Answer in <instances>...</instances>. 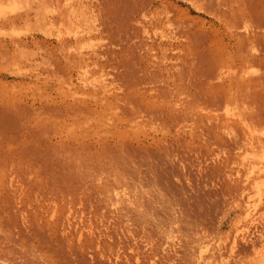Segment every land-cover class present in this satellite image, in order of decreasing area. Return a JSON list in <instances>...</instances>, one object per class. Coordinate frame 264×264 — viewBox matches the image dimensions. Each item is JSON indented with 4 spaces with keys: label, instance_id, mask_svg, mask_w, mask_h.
<instances>
[{
    "label": "rangeland",
    "instance_id": "obj_1",
    "mask_svg": "<svg viewBox=\"0 0 264 264\" xmlns=\"http://www.w3.org/2000/svg\"><path fill=\"white\" fill-rule=\"evenodd\" d=\"M15 1L18 9L0 16V264H256L264 217L228 251L242 216L236 204L247 199L235 174L246 136L234 123L222 134L213 117L222 109L203 102L225 84L211 90L202 78L180 76L181 94L169 96L150 55L174 56L161 65L178 75L189 45L209 53L197 68L220 60L236 72L248 53L245 79L257 85L238 95L263 143L264 0H198L201 11L181 0H70L74 21L62 9L51 14L48 1ZM88 29L99 33L98 66L116 82L110 111L81 88L77 51L54 38Z\"/></svg>",
    "mask_w": 264,
    "mask_h": 264
},
{
    "label": "bare ground",
    "instance_id": "obj_2",
    "mask_svg": "<svg viewBox=\"0 0 264 264\" xmlns=\"http://www.w3.org/2000/svg\"><path fill=\"white\" fill-rule=\"evenodd\" d=\"M41 1H42V5L41 6H43L45 4V2H43V1H48L49 2L48 7L51 10L50 11L51 14L56 13V11L58 9H62L63 12H61L59 15L63 16V17L65 15H67L66 17L68 18L70 13H74L75 12L74 6H72V4L69 3L70 0H41ZM181 1L187 2L190 6H192L197 11H201V7H200V5L198 3V0H181ZM45 5H47V3ZM83 7L86 8V6H83ZM45 8H47V7H45ZM17 9H18V6H17V3H16L15 0H0V16L5 14L6 12H9V13L15 12L14 10H17ZM78 9H80V8L78 7ZM78 9H76V11ZM81 10H82V8H81ZM78 12L80 13L79 10H78ZM57 13H59V12H57ZM73 15H75V13ZM73 15H72V17H73ZM240 18H243V17H240ZM71 19H70V21H71ZM66 20L67 19H65L64 22H66ZM241 21H242V19H241ZM165 23L167 24L168 28L172 26V23L169 22V19H166ZM4 27H5V25H4ZM143 29H144V31H146L145 28H143ZM70 32H72V31H70ZM67 35H68V33H67ZM69 37L70 38L67 37L65 39L63 37V34H61V32H59V31L54 36L56 42L59 43L60 45H62L63 47L68 48L67 47V45H68V46H71L70 49H74V50L77 51L76 59L78 60V64L76 63L75 60H74L75 62H73V63H72V61H70V62L72 64H74V65L77 64L78 66L75 65V66H77L76 69L81 70V72L78 73V78H77L81 88L89 89L92 92H94L95 94L97 93V94L101 95V99L99 100L100 104L98 105L100 107V110H102V111L109 110L110 111V110L116 109L117 103H119V99L116 97L117 95L113 94V91L115 89L114 84L116 82H114V84H113V81L107 80L109 75L106 74L107 72L106 73L104 72V66H100V65L98 66L97 60L99 61L100 59H97V55L99 53L97 54L93 50L94 47L95 48L97 47V45L95 43H93V41L95 40L96 37H99V33L96 30L94 31V30L88 29V30L81 31V32H74ZM160 37L164 38L167 41H173L174 42V41L177 40L175 35L172 36V37H170L168 35H162ZM185 39L187 40L188 38L185 37ZM248 45L251 46L249 48L250 51H254L255 50L253 45H251V43H249ZM181 46H186V45H181ZM196 46L199 47L198 50H196V47L192 48L191 45L188 46V49L183 47L184 50L187 49L186 53L188 52L186 55H184L185 58H186L184 60H186L185 62L188 63V66L186 68H183V69L181 68L182 70H180L181 66L179 67V70L177 69L178 67L177 68L176 67H172V68H174V69L176 68V70H178V72H179L178 75H176L175 73L170 74L168 72V67L166 65L165 66L161 65L162 64L161 62H167V61L173 60L174 56H172V55L171 56L170 55L169 56H165V55L152 54V55H150V57L153 60H156V62L152 61L153 62L152 64L157 65V67L159 69L158 72L161 71L160 72L161 74L158 73V75H157L158 76L157 78L158 79L160 78L159 81L161 83H163V85H166L167 88L168 87H172V89H173V91H172L173 93H168L169 96L173 95V97L176 98L177 96H179L181 94L180 93L181 91H179V89L177 87V83L180 82L178 80V78L180 76L185 77L186 78L185 80H187L188 82L191 81L192 79H195L196 77H199L200 79L202 78L205 81V83H203V84H206L205 86L209 85L208 87L211 90H214L216 88L218 90L220 87H222L225 84L224 92L217 93V91H216V94L212 95L211 99L204 100L203 102L206 103V104L211 105L212 107H216V108L219 107L220 109H222V114L221 115H218V116H216V115L214 116L213 115L214 119H219V121L222 122L221 126L218 127V129L220 130V132L222 134L231 135L233 130H234V127L231 125V123H234L236 126L240 127V130L242 131L243 135L246 136L245 143H244L245 148H244V151H243V154H242V157H241V161H240V164H241V167H242L243 170L241 172L240 168H238L237 170H235V174L237 176L243 178L240 181V182L243 183V189H242V192H241L243 194L242 195V199H243V197L245 196L246 193H247L246 194L247 195V197H246L247 199L244 200L245 199L244 198L242 200L243 202L240 200L241 201L240 203H237L238 200H236V203L238 204V205L236 204V206L239 208L240 214L242 216H240V218L237 220V224H236V228H235V235H234L233 241L231 243V246L229 247V250H228L230 253H232L233 249L236 246V243H237L236 241L238 239H245L246 237H248L249 235H247V232L249 231V229H251L249 227L254 225V224H258V222H260V220L262 221V219L264 217V142L262 143L260 141V139L256 142V140H255L256 137L254 138V132L256 131V129L253 126H250V125L246 124L245 120L248 119V116L245 114V109H244V106H243L244 100L241 97H239V95H238V90L241 91L240 89H242V88H244L246 90H252L253 89L252 91H254L255 87L257 85L256 84L257 82L255 80L247 81L248 79H245L246 78V74H248L245 71V68H247V67L250 68L251 66H253V63L251 62L252 60L248 59L249 58L248 53L246 55L241 56V57L238 58L239 65L236 68L237 69L236 72H230L231 66L226 64L225 61H222L220 63L217 62V61H220V60H216L214 62V64L212 63L210 65L201 66V67L197 68V67L194 66L195 64H193V62L195 63V59L198 58V57H202V58L208 57L209 53H208V51L203 50L202 44L201 45L197 44ZM243 46H244L243 43H239L235 47H236V49L238 51H243L244 50ZM168 47H171L170 51L175 50V49L178 50V48H180L178 45L176 46V44L174 45V44H171L170 42H168ZM61 50L63 51V49H61ZM83 50H88V51L90 50L92 53L89 52L90 53L89 55H88V53L87 54H83V52H82ZM59 51H60V48H59ZM63 53H66V51H63ZM69 54H70V52H69ZM101 55H103V54H101ZM65 56L67 58V54ZM72 58H71V60H72ZM151 58H149V59H151ZM218 58L220 59V57H218ZM66 61H68V58H67ZM187 63H186V65H187ZM103 64H104V62H103ZM90 65L96 66L98 68V70L96 72H93V73L89 74L88 71H87V68H89ZM107 65H108V63H107ZM115 66L117 68V65H115ZM147 66H150V65H147ZM72 67H73V65H72ZM140 67H142V65L139 66V68ZM106 71H108V69ZM110 71H111V69H110ZM149 73H151V72H149ZM25 75H23V76H25ZM144 78H142V79H144ZM154 79H155V76L153 75L151 80L148 79L149 80L148 82L149 83H154L155 82V81H153ZM145 80H147V79H145ZM177 80H178V82H177ZM212 80L218 81L219 84L217 86H213L210 83V82H212ZM143 83H144V80H143ZM76 91H78V90H76ZM70 94H72V93H70ZM73 94H74V92H73ZM87 97H89V94H88ZM91 97H92V95H91ZM141 98H143V97H141ZM93 99H94V97H93ZM203 102H201V103H203ZM127 104H129V103H127ZM133 104H135V103H133ZM146 105H148L150 108H154V106H155L154 103L153 104H146ZM212 107H210V108H212ZM136 108H135V110L138 113L139 112L138 109H140V107L137 106ZM195 108H197L196 100H194L189 106H187L186 110H188L189 113H190V112H194ZM219 108L217 110L218 112L220 111ZM140 110H142V109H140ZM212 110H216V109H212ZM109 111H108V113H109ZM207 112L208 111H206V113ZM140 114H142V113H140ZM125 115H127V114H125ZM132 115L134 116V114H132ZM99 117H101V116H99ZM127 117H128V115H127ZM128 119H131V117H129ZM229 123H230V125H229ZM136 127L137 128H142L143 126H141L140 123H137ZM4 179H6V178H4ZM10 186H12V184ZM16 186H14V187H16ZM14 191L16 192L17 190L14 189ZM115 196H117V194H115ZM118 203H119V199L116 198L115 201L112 204H110V205L112 207H115L116 205H118ZM241 203H243V204H241ZM68 215H71V214H68ZM238 217H239V215H238ZM67 221H68V224H69V218L68 217H67ZM77 223L78 222H76V224ZM260 223H259V225H260ZM263 223H264V221H263ZM256 227L257 226H255V228ZM90 231H91V229H90ZM81 232H83V231H81ZM81 232H80L79 236H81ZM83 234H84V232H83ZM87 234L89 235V233H87ZM261 239H262L261 246H262L263 252L257 258L258 260L254 261V263H256V264H264V235L263 234H262Z\"/></svg>",
    "mask_w": 264,
    "mask_h": 264
}]
</instances>
